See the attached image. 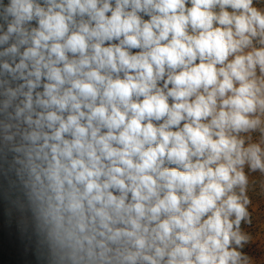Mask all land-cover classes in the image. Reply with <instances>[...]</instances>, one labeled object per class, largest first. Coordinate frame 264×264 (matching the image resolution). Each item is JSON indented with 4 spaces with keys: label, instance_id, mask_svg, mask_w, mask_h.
I'll return each mask as SVG.
<instances>
[{
    "label": "clouds",
    "instance_id": "9594fccd",
    "mask_svg": "<svg viewBox=\"0 0 264 264\" xmlns=\"http://www.w3.org/2000/svg\"><path fill=\"white\" fill-rule=\"evenodd\" d=\"M256 173L264 0H0V193L35 264H264Z\"/></svg>",
    "mask_w": 264,
    "mask_h": 264
},
{
    "label": "rangeland",
    "instance_id": "374dc122",
    "mask_svg": "<svg viewBox=\"0 0 264 264\" xmlns=\"http://www.w3.org/2000/svg\"><path fill=\"white\" fill-rule=\"evenodd\" d=\"M248 194L253 202L250 209L253 224L248 228V231L255 238L249 252L259 257L262 248H264V239L261 237V232L264 231V177H261L259 173L250 174ZM1 199L4 203L2 202L3 207L0 208V211L4 214L0 215V229L6 231L8 238L14 236L16 240L9 239L5 242L0 240V264H35L34 256L30 250L31 246L22 230L18 215L11 209L3 195Z\"/></svg>",
    "mask_w": 264,
    "mask_h": 264
},
{
    "label": "trees",
    "instance_id": "16d2710c",
    "mask_svg": "<svg viewBox=\"0 0 264 264\" xmlns=\"http://www.w3.org/2000/svg\"><path fill=\"white\" fill-rule=\"evenodd\" d=\"M3 194L2 193H0V208L1 207H3L2 205H3V201H2V199H1V196H2ZM3 202V203H2ZM4 214V212H1L0 211V215H3ZM15 234V233H14ZM8 239V240H7ZM9 239H13V240H11V241H15L16 239H14V236H10V238H8V236H7V234H6V231L5 230H2V229H0V240H3V242H5V241H9ZM1 262V261H0Z\"/></svg>",
    "mask_w": 264,
    "mask_h": 264
}]
</instances>
